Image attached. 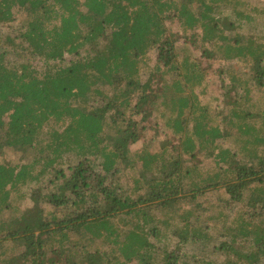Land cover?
Listing matches in <instances>:
<instances>
[{"label":"trees","instance_id":"trees-1","mask_svg":"<svg viewBox=\"0 0 264 264\" xmlns=\"http://www.w3.org/2000/svg\"><path fill=\"white\" fill-rule=\"evenodd\" d=\"M257 13L239 0H0V27L20 23L0 34V264H264V34L236 33ZM216 54L252 68L226 85L241 88L225 121L238 153L253 146L248 164L200 103ZM161 126L177 152L146 151ZM201 154L212 168L186 165ZM31 186L33 206L10 207ZM219 188L232 217L198 202ZM195 244L210 259L190 263Z\"/></svg>","mask_w":264,"mask_h":264},{"label":"rangeland","instance_id":"rangeland-1","mask_svg":"<svg viewBox=\"0 0 264 264\" xmlns=\"http://www.w3.org/2000/svg\"><path fill=\"white\" fill-rule=\"evenodd\" d=\"M239 1L247 4L249 8L259 9L260 13L253 15L254 20L252 19V23H251L250 27H248L249 31L245 27H242V28L236 30V33L242 37H245L248 32H250L252 29H255V34H258V35L264 34V25H263L264 24V14H261V12H264V0H239ZM226 17L227 18L230 17V14H228V11H227ZM231 19H233V18H230V20ZM19 25H20V23H15L14 25H7L4 27H0L1 36L3 37L4 34H16L15 27H18ZM166 26L173 33L179 32V37H182V35L180 33L181 29L178 26L177 22H171V23L167 22ZM253 26H254V28H253ZM187 34L189 35V33H187ZM187 34H185V35H187ZM229 34H233V32H231ZM183 39H184V37H182V40ZM191 56L194 58H198L200 56V50L198 48L193 47V51H192ZM154 59H155V52L153 51L149 54L148 65L152 66L154 63ZM212 64H213L212 65L213 73L210 72L211 76H209L210 77L209 82L211 84H210L209 88L206 87L205 94L201 96L200 103H201V105L207 104L206 105V107H208L207 112L216 121L214 124H220L221 128H226V130L228 131L229 137L224 140L225 143H223L222 146L224 148H227L231 153H234L236 155V159L239 163L241 162L242 164H248L249 160L247 159L248 157L246 155L249 153V148H251L253 146L248 145V146H246L247 150L243 149L241 151V153H238V149L235 146V144L237 142L234 141V138H233V137H237L238 133H237L235 128L229 126L227 124V121H225V115L227 114L226 112H228V110L232 108L230 103L233 101H236V99H238V97L242 96L241 88L236 87L235 90H232V91L228 90L227 91L229 86L226 87V85H227V81H229V79H230L231 73H233V75H237L240 77L242 76L244 78L247 75L249 76L250 72H252V68L251 67H249L248 69L242 68L243 66L237 60L236 61H224V59H222L217 54L213 58ZM212 75H214V76L212 77ZM144 77H145V75H144ZM256 91H254L255 92V95L253 97L254 102L257 101V99L259 97L258 95H260ZM259 101L262 102V100H260V99H259ZM253 105H254V107L250 113L252 115L258 117V113H260V111H261V109L259 108L260 106L258 105V103H256V104L254 103ZM186 129L188 132L191 131L192 130V124H189L186 127ZM231 136H232V138L230 139ZM144 142L146 144V146H145L146 151H148L149 153H158V152L162 151V149L164 147H166L169 151L177 152V149L175 147L171 146L172 145L171 136L162 126H161V128L159 127V129L156 133L153 132L150 135H148V137L144 140ZM141 143H143V141H141ZM141 143H138L135 148L133 147V151L134 150H142L141 149ZM219 144H221V142H219ZM263 148L264 147H260V146L258 147L257 150L260 154H261ZM17 159H18V155H15L14 153H8L6 156V160L10 161V162H16ZM0 160L2 161L3 158H0ZM198 164H200L199 167H201L202 169H205V170L213 167V163H212L211 159L206 158L203 154H201L196 160H191V161L186 162V165H188V166H192V165L195 166ZM137 173H138V169L135 170L134 174L130 171L129 172L127 171V176H125V177L129 180L128 174L130 177H132V174L134 176L135 174L137 175ZM45 181H46V178L42 181V188H46L45 187L46 183H43ZM31 190H33L32 186L21 189L19 192L20 197L18 199H15L14 197H12L11 200L9 201L10 207H14L18 212H23L26 209L32 207L33 202L29 198V196L31 194ZM49 191L50 190L48 189L47 192H49ZM44 193H46V192L42 191V194H44ZM226 198L227 197L224 193V190L222 188H219L213 192H210V193L203 195L202 197H199L198 202L201 203L203 205V207H207L205 209H207L208 211L210 210V205L218 207L220 210H223L224 205L221 204V201H225ZM233 207H234L233 204L226 205V207L224 208L223 211L224 212H232V215H231V217H232L234 212L237 210V207L236 208H233ZM39 209L44 212L45 210H47V207L45 204H43L41 202L39 204ZM5 214H6V216H8L9 210L6 211ZM198 216H200V218H201L200 220L204 221V217L208 216V215L206 214L204 216L202 214V212L199 211ZM212 229L215 231V227H213ZM204 246L205 245L198 246L197 244H195V245H190L184 249V251H185L184 253L186 254V258L188 259V261L190 263L193 260L192 258L210 259L209 252L211 253V251L205 252L206 249L204 248ZM179 247L181 248V246H179ZM209 248L211 249L210 246H209ZM202 251L204 252V254H202ZM217 258H219V257L216 255L213 257V259H217ZM219 261H222V259H220Z\"/></svg>","mask_w":264,"mask_h":264}]
</instances>
